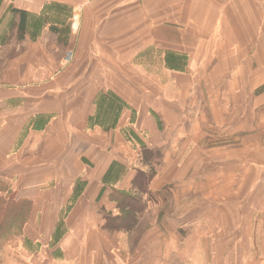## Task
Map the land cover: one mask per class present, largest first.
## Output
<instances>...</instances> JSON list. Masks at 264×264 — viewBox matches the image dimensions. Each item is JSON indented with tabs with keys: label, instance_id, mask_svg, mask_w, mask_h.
I'll return each instance as SVG.
<instances>
[{
	"label": "crops",
	"instance_id": "crops-1",
	"mask_svg": "<svg viewBox=\"0 0 264 264\" xmlns=\"http://www.w3.org/2000/svg\"><path fill=\"white\" fill-rule=\"evenodd\" d=\"M0 183V264H264V0H0Z\"/></svg>",
	"mask_w": 264,
	"mask_h": 264
},
{
	"label": "trees",
	"instance_id": "trees-1",
	"mask_svg": "<svg viewBox=\"0 0 264 264\" xmlns=\"http://www.w3.org/2000/svg\"><path fill=\"white\" fill-rule=\"evenodd\" d=\"M5 190L6 186L0 183V243L19 233L29 211V204L26 201L15 200L12 194L2 195ZM113 197L122 205H129V200H131L123 193H118ZM130 224L128 223L127 226Z\"/></svg>",
	"mask_w": 264,
	"mask_h": 264
},
{
	"label": "rangeland",
	"instance_id": "rangeland-1",
	"mask_svg": "<svg viewBox=\"0 0 264 264\" xmlns=\"http://www.w3.org/2000/svg\"><path fill=\"white\" fill-rule=\"evenodd\" d=\"M189 65L195 67V63H189ZM190 115L193 116L192 113H190ZM206 121L208 122V119ZM201 129L205 133V138L199 143L200 146H202L205 151L210 150L212 148L220 149L219 146H225V147L227 146L228 142L226 141V134L224 135L221 131H217V128L212 127L210 124H205L204 127H201ZM236 147H238V143H236ZM155 153H159V152H155ZM256 242L259 243V241ZM3 244L4 242L0 243V248H2Z\"/></svg>",
	"mask_w": 264,
	"mask_h": 264
}]
</instances>
